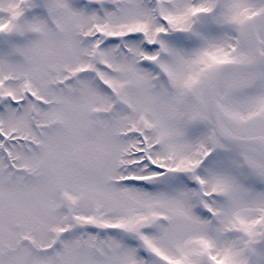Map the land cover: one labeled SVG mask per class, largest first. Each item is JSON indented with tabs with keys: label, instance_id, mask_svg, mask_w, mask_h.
<instances>
[{
	"label": "snow or ice",
	"instance_id": "1",
	"mask_svg": "<svg viewBox=\"0 0 264 264\" xmlns=\"http://www.w3.org/2000/svg\"><path fill=\"white\" fill-rule=\"evenodd\" d=\"M0 264H264V0H0Z\"/></svg>",
	"mask_w": 264,
	"mask_h": 264
}]
</instances>
